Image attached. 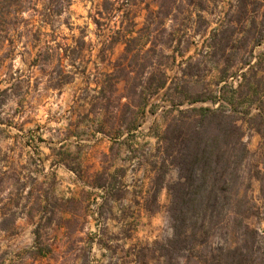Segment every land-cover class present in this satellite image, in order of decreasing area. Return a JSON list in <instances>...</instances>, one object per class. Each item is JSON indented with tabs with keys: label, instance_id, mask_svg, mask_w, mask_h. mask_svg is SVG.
Here are the masks:
<instances>
[{
	"label": "rangeland",
	"instance_id": "1",
	"mask_svg": "<svg viewBox=\"0 0 264 264\" xmlns=\"http://www.w3.org/2000/svg\"><path fill=\"white\" fill-rule=\"evenodd\" d=\"M107 1L119 11L105 13ZM162 1L170 10L151 15L145 4L126 0H74L60 19L57 52L73 56L74 42L84 38L90 75L56 89L47 74L59 72L58 62L45 74L33 66L37 28L28 14L20 19L15 55L0 52V264H163L174 232L168 186L180 172L162 140L181 111L207 107L232 114L241 127V158L231 171L242 200L233 210L257 232L256 264L264 257V0H178L175 7ZM145 3L159 10L158 0ZM131 28L133 36L146 28L169 40V57H154L168 85L134 108L133 127L105 129L104 114L96 116L84 100L100 73L120 79L117 96L126 79L160 77L144 68L148 58L122 68L125 45L112 43L117 31ZM71 64L66 59L65 69L74 70ZM185 85L192 89L181 94ZM239 238H228L231 249ZM225 239L216 236L213 247ZM188 256L173 261L200 264Z\"/></svg>",
	"mask_w": 264,
	"mask_h": 264
},
{
	"label": "trees",
	"instance_id": "2",
	"mask_svg": "<svg viewBox=\"0 0 264 264\" xmlns=\"http://www.w3.org/2000/svg\"><path fill=\"white\" fill-rule=\"evenodd\" d=\"M73 1L0 0V52L6 51L4 58L12 59L15 55L13 51L16 49L17 28L20 19L28 14L33 20L30 25L37 28L36 40L39 42V50L33 59V66H39L45 74L55 60L58 62L59 72L47 74L51 78L49 86L55 89L72 83L78 75L85 76L87 79L90 75L83 69L86 63L81 56V52L86 47L84 38L74 42L73 50L77 52H74L73 56L66 58L57 52L61 48L60 19L70 12ZM126 1L128 4L134 2L145 4L151 15L164 14L162 10L168 8L167 3L162 0H158L159 10L157 11L149 10L145 0ZM177 1H172L173 7L178 3ZM106 4L107 7L103 8L105 13L113 14L119 11L117 8H110L109 1ZM99 14L103 15L101 12ZM34 23H38V26ZM66 24L72 27L71 24L67 22ZM133 33V28L119 30L117 31L119 37L112 43V45L117 43L125 45L122 68L127 69V63L131 62L132 58H148L150 62L144 68L154 69L153 72H159L160 77L151 78L148 81L126 79L124 80L125 93L117 96L120 79L114 77L113 73H100L103 78L97 80V88L86 87L88 93L84 100L91 101L96 116L104 114L105 129L119 130L123 127H133L136 121L134 108H141L143 101L153 98L168 85L165 73L157 65L155 66L154 57H169L166 55L169 40H160L162 38L154 36L146 28L139 30L138 36H133ZM66 59L72 61L74 70L65 69ZM3 82L4 80L0 82V85ZM190 89L192 88L189 85L183 86L181 94L190 93ZM7 91L8 89L4 90V92ZM89 92L95 94L90 96ZM103 93L109 95H103ZM122 98L130 102L121 104ZM103 100H107L108 104L104 105ZM115 100L120 106L111 105ZM120 108L126 110L123 115ZM242 138L237 118L219 109L210 107L199 110L187 109L181 111L178 118L172 119L162 143L166 151H172L173 155L170 152L171 162L178 168L180 177L168 186L171 200L169 213L174 232L163 247V264H175L174 256L185 258L186 253L189 255L188 258L195 256L200 264H256L253 246L257 243V232L246 222L244 212L240 209L233 210L235 203L242 200L240 194L234 190L239 176L236 170L231 171L233 162L238 163V159L241 158L236 151L237 145L242 143ZM245 155L242 158H245ZM246 213L247 211L245 215ZM232 235L240 237L241 240V244L236 243L233 249L228 244V238ZM216 236L227 240L225 239L226 242H223L221 246L213 247ZM176 264L189 263L183 259L182 263L176 261ZM259 264H264L263 253L259 254Z\"/></svg>",
	"mask_w": 264,
	"mask_h": 264
}]
</instances>
